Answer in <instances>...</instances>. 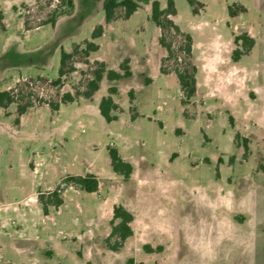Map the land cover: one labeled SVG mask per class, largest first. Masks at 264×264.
<instances>
[{
    "label": "rangeland",
    "instance_id": "374dc122",
    "mask_svg": "<svg viewBox=\"0 0 264 264\" xmlns=\"http://www.w3.org/2000/svg\"><path fill=\"white\" fill-rule=\"evenodd\" d=\"M73 1L43 23L62 8L57 0H0V90L30 104L21 115L16 103L0 107V264H264V0H195V13L173 0L196 67L185 102L173 71L185 62L182 36L167 33L175 55L163 60L152 0H135L127 19L117 8L110 22L103 0ZM235 4L245 11L230 17ZM244 32L254 45L233 61ZM86 40L98 49L84 56ZM61 48L77 51L55 84ZM124 58L129 77L104 75L90 98L81 94L96 62L120 71ZM111 85L118 108L107 122L98 103ZM66 92L73 100L62 103ZM108 145L132 164L128 178L112 170ZM87 172L98 178L94 192L66 179ZM55 189L62 203L45 216L38 196ZM115 203L133 213V234L111 250Z\"/></svg>",
    "mask_w": 264,
    "mask_h": 264
},
{
    "label": "trees",
    "instance_id": "16d2710c",
    "mask_svg": "<svg viewBox=\"0 0 264 264\" xmlns=\"http://www.w3.org/2000/svg\"><path fill=\"white\" fill-rule=\"evenodd\" d=\"M59 7L61 9L55 8L54 14L45 20L43 23L54 22L55 15L61 13H69L73 6V0H57ZM190 5L193 6V12H197V8L194 6L195 0H187ZM236 5V4H235ZM237 9L234 10L232 5L227 7L228 15L233 17L239 12H244L245 7L241 4L236 5ZM123 9V17L127 19L138 7L139 4L135 0H103L102 10L104 13V20L106 22L112 21L116 17V9ZM176 14V8L173 0H166L165 6L161 7L159 0H152L150 3V19L159 28L160 33L158 37L159 44L165 49L166 55L163 60H169L170 57L175 55L174 50L170 41L166 39L167 33L174 31L182 36L181 44L179 45L180 50L185 54V62L181 67L175 68L173 71L179 83V88L182 93L183 101H187L196 92V67L190 61L191 56V35L187 32H183L180 27L175 23L172 16ZM2 12L0 11V29L3 28L2 24ZM102 25L98 24L95 26L91 32V38H96L101 35ZM254 38L248 33L244 32L234 36V43L236 47L231 52V59L237 61L242 55L249 53L254 45ZM98 49V44L92 40H86L85 46L81 49L84 56L89 54V51H94ZM77 48L72 51L67 52L61 48L60 50V60L58 66V76L53 81L55 84H59L61 77L72 69L71 65L67 63L72 59L74 53H76ZM120 71L106 68L103 62H96V66L91 70V77L86 81V87L81 92V94L90 98L93 93L99 89L100 81L105 75L108 80H116L123 77H129L131 75V70L129 66L128 58H124L119 64ZM162 72H165L163 66L160 67ZM108 94L101 96L98 103V110L100 115L107 121L110 122L116 119V116L112 114V111L118 108L117 103L114 101L112 95L117 92V88L113 85L108 87ZM129 99L132 96V90L128 91ZM73 96L66 92L63 93L60 102L72 101ZM16 103V112L21 115L25 112L26 108L30 105L29 102L20 104L18 102V96L13 92V90H0V107L6 108L9 104ZM49 106L56 110L59 107L58 103H49ZM230 122L231 119L229 118ZM15 122H18V118H15ZM107 152L109 155L110 166L115 173L122 175L124 178H128L132 172V164L121 157L118 150L111 145L107 146ZM66 179L70 182H74L82 190L86 192H94L98 188V178L94 173L87 172L83 175H69ZM38 199L41 203L42 213L44 215L48 214V206L58 207L62 203V198L59 196V192L55 189L47 192L45 196L39 195ZM133 220V213L127 209L124 205L120 203H115L112 206V217L110 219L111 228L109 234L105 238L106 245L111 250H117L120 248L124 241L133 234V229L131 227V222ZM145 252H151L158 250L159 246L152 247L148 244L143 245ZM128 264H143L142 262H134L133 258L127 260Z\"/></svg>",
    "mask_w": 264,
    "mask_h": 264
},
{
    "label": "crops",
    "instance_id": "0c3cea01",
    "mask_svg": "<svg viewBox=\"0 0 264 264\" xmlns=\"http://www.w3.org/2000/svg\"><path fill=\"white\" fill-rule=\"evenodd\" d=\"M90 173H92V172H90ZM74 175H76V174H74ZM48 214H46L45 216H47ZM3 232V231H5L3 228H1V226H0V232Z\"/></svg>",
    "mask_w": 264,
    "mask_h": 264
},
{
    "label": "built area",
    "instance_id": "2783aa9c",
    "mask_svg": "<svg viewBox=\"0 0 264 264\" xmlns=\"http://www.w3.org/2000/svg\"><path fill=\"white\" fill-rule=\"evenodd\" d=\"M69 187H71V184H69ZM57 191H59V189H56Z\"/></svg>",
    "mask_w": 264,
    "mask_h": 264
}]
</instances>
